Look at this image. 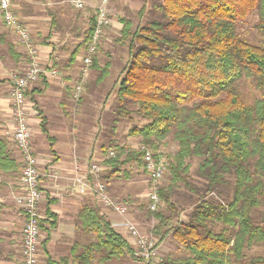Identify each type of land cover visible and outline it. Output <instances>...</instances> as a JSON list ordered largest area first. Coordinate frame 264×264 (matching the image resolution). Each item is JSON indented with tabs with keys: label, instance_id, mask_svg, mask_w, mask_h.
Here are the masks:
<instances>
[{
	"label": "trees",
	"instance_id": "obj_1",
	"mask_svg": "<svg viewBox=\"0 0 264 264\" xmlns=\"http://www.w3.org/2000/svg\"><path fill=\"white\" fill-rule=\"evenodd\" d=\"M153 10L159 17L134 31L130 20L121 19V36L115 43L128 47L129 61L117 81L113 124L137 115L148 121L132 130L143 145L157 152L169 137L178 144L169 158L170 180L159 189L162 205L151 212L157 221L151 234L157 246L171 236L184 256L157 264H264V256L245 257L246 249L264 248V0H163ZM145 11L143 7L140 14ZM255 11L258 44L238 31V21ZM93 30L94 18L84 48ZM100 48L93 56L95 82L88 89L111 73V62L103 67L98 63ZM9 50L19 59L13 44ZM245 81L260 97L250 101L244 96ZM118 150L115 158L104 161L106 183L114 176L127 178L128 165L144 167L141 152ZM194 159L199 160L196 176L201 185L192 180ZM20 167L0 135V189L4 177L18 174ZM182 187L189 196L179 192ZM182 196L192 210L187 221L173 225L182 210L175 198ZM2 209L0 203V214ZM46 215L54 229L57 216L49 209ZM78 229L95 240L77 244L72 258L48 264H105L127 256L140 260L98 207L82 208Z\"/></svg>",
	"mask_w": 264,
	"mask_h": 264
},
{
	"label": "crops",
	"instance_id": "obj_2",
	"mask_svg": "<svg viewBox=\"0 0 264 264\" xmlns=\"http://www.w3.org/2000/svg\"><path fill=\"white\" fill-rule=\"evenodd\" d=\"M63 1L12 0L18 17L32 32L33 39L38 46L40 61L43 64L55 66L62 73L60 77L44 78L41 82L33 84L28 91L26 100L32 129V146L41 173L43 195L40 209L42 215L41 264H48L51 260L59 262L62 258H72L77 244L82 246L95 240L93 235H86L78 229V214L86 205L98 207L111 222L115 231L122 235L132 248H134L133 240L129 235L127 222L133 221L143 233L148 235H152L149 224H152L151 227L155 225L154 217H150V222H139L130 213L123 216L99 206L90 189H87L86 192L79 190L77 179L87 174L92 163H101L105 171L107 170L104 165L106 158L104 155L107 150L104 145L99 147L98 142L94 141L95 138L82 134V119H77L76 116V108L81 106L84 96L75 100L73 92L75 86L82 80V59L86 49L84 50L82 47L78 50L81 46L80 43L75 48L73 45L69 46L67 37L61 36L58 31L60 27L52 8L56 10ZM112 15L114 19L113 11ZM0 18L2 19V17ZM93 18V14L84 18L89 20L90 24L86 31V37ZM115 24L113 23V26H116ZM9 44H13L17 56H20L19 59L10 53ZM77 50V54L72 58V54ZM26 67L27 58L23 47L17 37L5 27L3 21L0 22V135L9 142L12 158L18 161L21 167L20 152L14 143L12 82L9 80L8 74L15 70L22 72ZM89 85L92 86V82L87 83L86 78L83 95L95 92V88L88 89ZM96 127L98 131V124ZM99 149L103 151L100 152ZM21 167L18 174L4 177L5 185L0 189V203L3 205L0 214V264H20L21 260L23 242L21 230L24 224V214L14 200L19 186ZM116 181L118 180L107 181L110 194L119 200H122L123 197L127 198L114 190V185H117ZM132 204L139 207L135 202ZM47 209L57 216V225L54 229H50V225L46 221L48 220ZM169 240L167 237L158 246L157 260L167 257L179 258L169 252L168 246L174 247V243H170ZM95 264L99 263L95 262ZM105 264H138V262L127 256Z\"/></svg>",
	"mask_w": 264,
	"mask_h": 264
},
{
	"label": "rangeland",
	"instance_id": "obj_3",
	"mask_svg": "<svg viewBox=\"0 0 264 264\" xmlns=\"http://www.w3.org/2000/svg\"><path fill=\"white\" fill-rule=\"evenodd\" d=\"M72 1L73 0H64L60 3L61 5H58L59 8H57L56 10L52 8V11L55 12L56 19L60 27V30L58 31L60 32L61 36L67 37V44L69 46L73 45L75 48L80 43L84 48L86 31L90 25L89 20L87 21V19L84 18H87V16L93 14L92 8L99 4V0H83L86 5L82 10L74 9ZM161 2H163V0H109V7L112 9L113 14L115 15L113 23L115 24L116 22V26H113L112 24L111 28L106 32L102 40V44L100 46L101 48L99 50L98 63L101 67H103L107 62H111V73L103 83L95 87V92L89 94L91 96L87 94L82 95V97L84 96V101L79 108H76L77 119H82V134L86 137L95 138L94 141L98 142L99 147L104 145V148L108 151V153L111 149L117 150L118 152V149L121 147H124L125 150H135L138 146L142 145L140 141L141 138L132 135V130H134L135 128H142L148 122L137 115H133L132 119L130 120L121 121L120 123H116L115 121V123L113 124V121L116 118L115 110L118 105L117 81L120 74L122 73V70L127 66L129 61L128 47L117 45L115 43V39L121 36L120 29H122L123 27L121 18L130 20L133 23L132 29L134 31L135 28L139 25H145L152 19L159 17V12H155V10H153V7L154 5ZM143 7H146V11L143 14H140V11L143 9ZM88 13L90 14L87 15ZM2 21L3 20L0 18V22ZM258 21L259 15L256 11L250 13L245 18L238 21V31L240 35L252 44H258L260 41V35L255 28V25L258 23ZM85 49L86 48H84V50ZM91 69L93 70V67H91ZM92 70L87 77V83L89 81H91L92 83L95 82L94 78H96L97 73H93ZM14 72L20 71L15 70L9 72L8 78L10 81V74H13ZM241 90L244 96L250 101L255 97H260L259 92L255 90L253 84L249 81L243 82ZM130 107L132 109L137 108L132 102L130 103ZM97 124L99 127L98 131V128L96 127ZM171 138L172 137H169L166 140L165 145H160L158 149V151L166 154L170 159L178 151V144L172 141ZM99 150L100 152L103 151L101 149ZM107 151L104 157L106 156ZM190 163L192 165V180L198 185H201L202 180L196 176V170L198 168L197 166L199 160L194 159L191 160ZM125 169L128 171L127 178L123 176H114L112 178L118 180L116 181L118 186L114 185V190L118 191L121 195L123 194L127 198H135L128 200L125 197H121L122 200L120 201L128 206V214L130 213L134 215V218L139 222H150L149 219L152 216L148 208V195L151 192V183L147 178L148 175L144 170L145 167L138 164H132L128 165ZM105 173L106 171H104V175ZM169 180L170 174L167 173L164 181L161 183L160 188L163 186H167ZM179 192L187 194V196L190 195L185 187H182ZM175 199H177L179 205L182 206V210L179 211V219H175L173 221V225H176L179 220L187 221L188 214L192 210L190 201L186 198H183V196L179 199ZM133 202H135V204H137L139 207H135L132 204ZM261 209H264V207ZM156 222L157 221L155 220L154 223ZM151 226L152 224H149V229L153 228ZM221 228L222 227L219 226L217 230H221ZM142 234L152 238V235H148L143 232ZM169 239L170 243H174V247H172L171 245L168 246V248L170 249L169 252L173 256L179 258L183 257L184 251L182 246L177 243L171 236H169ZM255 256H264V248L262 246L255 245L250 249L245 250V257L247 259ZM155 261L158 262L160 260L156 259Z\"/></svg>",
	"mask_w": 264,
	"mask_h": 264
},
{
	"label": "built area",
	"instance_id": "obj_4",
	"mask_svg": "<svg viewBox=\"0 0 264 264\" xmlns=\"http://www.w3.org/2000/svg\"><path fill=\"white\" fill-rule=\"evenodd\" d=\"M72 4L77 9H83L86 5L83 0H73ZM0 12L5 27L17 37L27 58V67L22 72L10 74L12 115L15 122L14 143L20 152L22 164L19 186L14 196L16 204L24 214L20 264H41L42 215L40 209L43 200L41 173L32 146V129L26 100L27 93L33 84L41 82L44 78L60 77L62 73L55 66L46 65L40 61L38 46L33 39L32 32L18 17L12 0H0ZM93 17L94 30L82 59V80L74 88L73 97L75 100H79L83 95L84 81L90 74L93 56L97 53L106 32L113 24L109 0H99V4L93 7ZM135 150L143 154L144 167L151 183V192L148 195L149 211L157 212L162 205L159 189L169 171L170 159L166 154L160 151L155 152L143 144ZM117 153V150L111 149L105 160L115 158ZM104 171L103 164L92 163L87 174L77 179L80 192L90 189L99 206L123 216L127 215L128 206L110 194L108 185L103 179ZM127 229L133 240L134 250L140 258L138 264H157L158 262L155 261L158 254L156 239L142 234L139 227L132 221L127 222Z\"/></svg>",
	"mask_w": 264,
	"mask_h": 264
}]
</instances>
